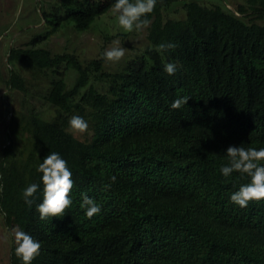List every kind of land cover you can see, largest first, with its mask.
I'll return each mask as SVG.
<instances>
[{
	"label": "trees",
	"instance_id": "trees-1",
	"mask_svg": "<svg viewBox=\"0 0 264 264\" xmlns=\"http://www.w3.org/2000/svg\"><path fill=\"white\" fill-rule=\"evenodd\" d=\"M173 1L156 0L146 17L150 46L122 71H105L104 57L86 64L71 52L54 54L38 47L41 36L11 49L10 64L55 75L43 95L51 110L21 113L13 129L26 144L0 153V211L10 229L40 242L31 264H264V199L232 203L250 177L220 172L229 146L264 148V0L236 11L191 0L185 19L165 20ZM114 4L59 0L52 25L86 31ZM161 43L176 47L158 51ZM69 69L78 74L71 88ZM7 83L31 90L14 67ZM183 97L187 104L172 109ZM74 115L87 121L86 132L69 131ZM52 152L72 173V203L64 216L41 220L37 168ZM32 183L39 189L29 206L23 191ZM83 195L100 206L91 219ZM15 247L11 264H23Z\"/></svg>",
	"mask_w": 264,
	"mask_h": 264
},
{
	"label": "rangeland",
	"instance_id": "rangeland-1",
	"mask_svg": "<svg viewBox=\"0 0 264 264\" xmlns=\"http://www.w3.org/2000/svg\"><path fill=\"white\" fill-rule=\"evenodd\" d=\"M189 1L191 0H174L171 6L164 10L165 20L185 19L187 17L185 5ZM198 1L206 6L222 5L234 11L239 5L248 4V0ZM59 7V0H0V68L5 78L0 82V153L10 143L20 147L26 144L25 135L17 134L13 129L21 113H28L32 107L40 111L51 110L43 95L50 88L54 73L36 72L30 64L14 62L10 64L8 57L13 47L26 46L41 36L44 39L39 41L38 47H46L54 54L74 53L87 64L104 57L105 51L116 46L118 42L119 46L125 49L124 57L115 63L106 60L104 65L105 71L118 72L131 62H136L150 46L148 27L142 31H125L119 25L118 15L114 10L101 16L86 31H78L74 22L56 29L52 25L54 18L51 13ZM246 18L251 19L247 16ZM12 67L27 79L31 86L29 93L8 85L7 80ZM77 76L75 70L67 71L66 78L70 88L75 84ZM13 245L12 229L8 227L5 216L0 211V264H11Z\"/></svg>",
	"mask_w": 264,
	"mask_h": 264
},
{
	"label": "clouds",
	"instance_id": "clouds-1",
	"mask_svg": "<svg viewBox=\"0 0 264 264\" xmlns=\"http://www.w3.org/2000/svg\"><path fill=\"white\" fill-rule=\"evenodd\" d=\"M156 5V0H115L114 11L118 15L119 25L128 32L133 30L142 31L149 27L151 21L147 15L152 13ZM174 43H161L157 50L166 51L174 49ZM125 55V49L120 47L118 42L116 46L110 47L104 53V58L110 62H119ZM165 72L174 75L176 65L168 63L164 66ZM189 97L175 99L172 109H179L187 104ZM69 131L73 133H84L88 129L87 121L79 116L74 115L69 119ZM228 163L220 168L224 177L230 176L233 172H239L242 175L250 177V182L241 185L239 190L234 192L230 201L240 207H247L250 201H260L264 199V148H245L243 146H229L226 150ZM37 171L42 173L43 183V201L36 205V211L39 213L41 220L50 217H62L72 201L70 193L74 186L72 173L67 167V161L62 159L59 153L52 152L45 156L43 162L39 164ZM112 181L115 182V176ZM111 185H105V189ZM39 189L36 183L30 184L23 191V198L26 204L32 206L34 196ZM2 191V185H0ZM81 207L85 209V215L91 219L100 212V206L87 195L82 196ZM14 235L15 254L22 260L23 264L31 262L40 254L41 244L34 240L25 231L16 227L12 229Z\"/></svg>",
	"mask_w": 264,
	"mask_h": 264
}]
</instances>
